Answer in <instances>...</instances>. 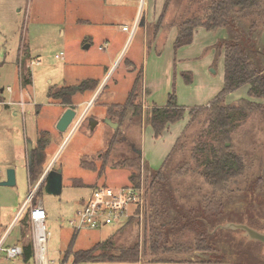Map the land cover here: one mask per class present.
I'll return each instance as SVG.
<instances>
[{
    "label": "rangeland",
    "instance_id": "obj_1",
    "mask_svg": "<svg viewBox=\"0 0 264 264\" xmlns=\"http://www.w3.org/2000/svg\"><path fill=\"white\" fill-rule=\"evenodd\" d=\"M214 1L0 0V182L8 169L16 172L15 187L0 186V238L25 200L32 198V205H42L47 212L48 254L54 260L72 262L77 252L110 239L124 248L137 247V257L130 262H89L264 264L262 244L248 241L239 231L215 232L225 223L264 229V112L252 113L230 134L227 145L243 158L245 168L237 178L219 185L205 181L202 157L195 153L200 142H212L206 135L210 115L191 113L208 106L224 88L222 40L242 44L264 72L262 27L251 30L248 19H236L228 28H198L191 45L174 47L179 24L204 15ZM22 36L23 46L29 39L31 57L22 58L21 68ZM60 53L64 58L56 59ZM25 77L31 80L29 86ZM137 78L141 82L134 102L140 110L128 109L123 116L121 109ZM88 80L99 82L97 90L77 93L70 105L50 99L62 87ZM249 89L247 85L227 95L225 104L246 99L264 106V99L249 96ZM171 94L186 113L156 139L148 118L153 108L167 105ZM69 108L78 117L61 133L55 120L61 109ZM38 136L48 142L46 169L52 165L62 171L59 196L48 194L45 183L34 187L29 181L25 148L31 141L35 149ZM171 142L174 147L163 163ZM84 162L90 168L94 163L95 169L83 167ZM132 184L144 196L133 223L78 233L70 226L96 187ZM158 211L165 221L152 225L151 216ZM23 218L9 234L6 247L32 241L30 225L25 227ZM155 226L161 236L154 232ZM155 235L159 250L152 249Z\"/></svg>",
    "mask_w": 264,
    "mask_h": 264
},
{
    "label": "trees",
    "instance_id": "obj_2",
    "mask_svg": "<svg viewBox=\"0 0 264 264\" xmlns=\"http://www.w3.org/2000/svg\"><path fill=\"white\" fill-rule=\"evenodd\" d=\"M236 19H248L251 30H255L261 26L263 31L264 0H215L206 9L204 15L191 17L179 24L174 47L175 49H179L190 45L198 28L204 27L208 31H213L217 28H228ZM221 46L222 49H225L224 88L208 106L191 110V113L199 110L210 115V127L207 129L206 135L212 139V142H208L207 140L200 142L195 151L198 156L202 157L199 160L203 168L201 175L210 185L228 182L242 174L245 168L243 158L232 150L231 147L227 146L228 142L231 141L230 134L239 126L241 121L248 119L252 113L264 112L263 105L246 99H242L234 105L225 104L227 95L247 85L250 86L248 92L250 97L264 99V72L256 67L255 60L246 52L242 44L231 40H222ZM23 50V57L27 58V46H24ZM24 82L26 85L31 84V80L26 77ZM140 82L141 79L137 78L135 86L129 94L127 103L121 109L123 116L127 113L128 109L135 112L140 110V106L134 102L137 97V93H135L136 85H139ZM98 84V81L88 80L84 81L80 86L62 87L61 90L52 95V99L60 101L64 105H70L74 95L85 93L88 90L96 91ZM185 113L186 109L178 105L176 95L171 94L167 105L163 108H153L148 118V123L153 130L154 137L156 139L162 137L167 126L180 122ZM47 146L48 142L44 141L43 138H39L33 153L32 162L29 163V181L31 184L34 183L35 186L46 170ZM121 166V163L117 165L119 168ZM83 167L95 169V164L92 163V168H90L84 162ZM133 180L134 176L132 175L131 181ZM155 214L151 216L152 225L165 221L166 217L159 213V211ZM131 223H133V219L129 220L126 224L129 225ZM26 224L27 221L24 223L25 227L27 226ZM159 226H155L153 229H155L154 232L156 234L161 236ZM158 241L159 238L156 236L152 241V249L158 247L159 250L161 248L160 245H157ZM24 250V260L29 261L33 255L32 243H26ZM166 250L167 246L164 251ZM137 255V247L124 248L116 245L115 241L107 239L97 243L87 251L77 252L74 258L76 262H130Z\"/></svg>",
    "mask_w": 264,
    "mask_h": 264
},
{
    "label": "built area",
    "instance_id": "obj_3",
    "mask_svg": "<svg viewBox=\"0 0 264 264\" xmlns=\"http://www.w3.org/2000/svg\"><path fill=\"white\" fill-rule=\"evenodd\" d=\"M124 31H130L127 27ZM56 59H63L64 53L56 55ZM24 104L22 103V106ZM52 169L50 165L44 172L39 187L47 172ZM143 191L132 184L120 188L102 185L96 187L90 197L82 202L76 217L70 221V226L76 233L82 229H102L108 226H121L126 224L137 215L139 208L143 205ZM32 198H28L25 205L18 211L13 222L0 238V264H16V260H21L23 264H104L94 262H76L75 259L70 262L67 258L54 260L48 254V236L46 227L47 212L42 205H32ZM30 205V208H29ZM29 208V209H28ZM28 214L25 215L26 211ZM25 215V216H24ZM24 216V218H23ZM30 225L31 242L33 245V255L29 261L24 260V246L6 247L9 234L15 226L21 221ZM106 264V263H105ZM171 264H204L195 261L177 262Z\"/></svg>",
    "mask_w": 264,
    "mask_h": 264
},
{
    "label": "water",
    "instance_id": "obj_4",
    "mask_svg": "<svg viewBox=\"0 0 264 264\" xmlns=\"http://www.w3.org/2000/svg\"><path fill=\"white\" fill-rule=\"evenodd\" d=\"M89 47H90L89 45H86L85 49H89ZM77 114L78 112L75 109L72 108L67 109L57 123L56 126L57 130L61 133H65L66 131H68V129L74 123ZM107 122L113 128L118 129L117 123L112 122V120H108ZM27 150H28V160L29 163H31L33 153L35 150L33 148V144L31 141H28L27 143ZM42 182L45 183V190L48 194L54 196H59L62 194L63 191L62 171L54 170V169L49 170ZM0 186L11 187V188L16 186V172L14 169L10 168L7 170L6 179L0 182ZM219 229L239 231L248 241L262 244L264 246V229L257 230L250 227L247 224H237V223H225L219 226L217 229H215V232L218 231Z\"/></svg>",
    "mask_w": 264,
    "mask_h": 264
},
{
    "label": "crops",
    "instance_id": "obj_5",
    "mask_svg": "<svg viewBox=\"0 0 264 264\" xmlns=\"http://www.w3.org/2000/svg\"><path fill=\"white\" fill-rule=\"evenodd\" d=\"M125 27H123V29H124ZM26 37H27V35H25ZM22 40H21V43H20V48H19V59H20V67L22 68L23 67V61H22V57H23V55L21 54V52H22V49H21V47L24 45V36H22V38H21ZM262 43H263V45H264V30H263V34H262ZM29 45V39L27 38V46ZM191 45V44H190ZM24 47V46H23ZM28 48V47H27ZM21 55V56H20ZM31 56H30V53H29V50H28V58H30ZM30 85V84H29ZM28 85V86H29ZM143 91H144V88L142 89ZM3 92V91H2ZM49 98H50V95H49ZM50 99H52V98H50ZM3 100H5V99H3ZM54 100V99H53ZM55 101V100H54ZM23 103V102H22ZM22 103H21V105H22ZM2 105H5L6 103H5V101H3L2 103H1ZM24 104V103H23ZM25 106V104L23 105V107ZM60 107V106H59ZM67 109H61V111L60 112H58V116L56 117V120H55V124H57L58 123V121L60 120V118L62 117V115L65 113V111H66ZM179 123V122H178ZM177 124V123H176ZM187 124V123H186ZM173 125H175V124H173ZM171 126L172 125H170V128H171ZM184 126V125H183ZM183 126H181L180 127V129L178 130V132L180 133L181 132V130H182V128H183ZM169 130V126L167 127V129H166V131L165 132H167ZM164 132V133H165ZM163 133V134H164ZM179 135V134H178ZM39 137V136H38ZM40 138V137H39ZM39 138L37 139V141H36V144H37V142H38V140H39ZM178 138V136L176 137V139ZM170 145H172V142H171V144ZM37 146V145H36ZM171 147V146H170ZM174 147V142H173V145H172V147H171V149L167 152V154L165 155V156H163L161 159H162V162L164 163V161H165V159L168 157V155L170 154V152L172 151V148ZM36 148V147H35ZM25 155H26V157H27V163H28V166H27V168L29 167V160H28V150H27V147L25 148ZM42 178V177H41ZM6 179V177L5 178H2V180L1 181H4ZM41 180V179H40ZM40 180H39V182L37 183V184H39L40 183ZM36 187V186H35ZM28 199V198H27ZM27 199L25 200V202H24V204L22 205V207L25 205V203H26V201H27ZM21 207V208H22ZM20 208V209H21ZM16 209H14V211H15ZM15 218V217H14ZM14 218H13V220H14ZM13 220H12V222H13ZM11 222V223H12ZM11 223L9 224V225H11ZM9 227V226H8ZM7 227V228H8Z\"/></svg>",
    "mask_w": 264,
    "mask_h": 264
},
{
    "label": "flooded vegetation",
    "instance_id": "obj_6",
    "mask_svg": "<svg viewBox=\"0 0 264 264\" xmlns=\"http://www.w3.org/2000/svg\"><path fill=\"white\" fill-rule=\"evenodd\" d=\"M77 117H78V114H77ZM77 117H76V119H77ZM76 119H75V120H76ZM52 169H53V167H52Z\"/></svg>",
    "mask_w": 264,
    "mask_h": 264
}]
</instances>
